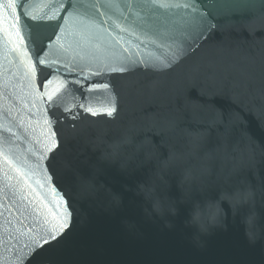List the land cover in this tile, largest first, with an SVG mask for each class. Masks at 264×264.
Instances as JSON below:
<instances>
[{
    "label": "water",
    "instance_id": "95a60500",
    "mask_svg": "<svg viewBox=\"0 0 264 264\" xmlns=\"http://www.w3.org/2000/svg\"><path fill=\"white\" fill-rule=\"evenodd\" d=\"M77 3L0 0V264H264L247 206L225 202L226 227L199 239L185 225L189 196L248 186L264 225V0H202L208 23L180 41L147 28L191 8ZM81 19L105 39L81 40ZM152 188L175 216L153 211ZM58 200L70 216L57 244Z\"/></svg>",
    "mask_w": 264,
    "mask_h": 264
},
{
    "label": "snow or ice",
    "instance_id": "6c2138e0",
    "mask_svg": "<svg viewBox=\"0 0 264 264\" xmlns=\"http://www.w3.org/2000/svg\"><path fill=\"white\" fill-rule=\"evenodd\" d=\"M197 3H202V0H192L191 3L185 2L183 4L176 3L175 0H140V4L143 7H151V8H171V7H180V8H191L193 14H186L179 17H167L161 21H159L156 25H149L147 28L148 32H151L156 39L165 41V40H183L187 34H189L191 31L201 27L202 25L208 23L207 19L201 15H199V10L196 8ZM14 6V4H13ZM23 7V5H21ZM92 8H95V5H91ZM64 12H78V3L77 0H66V4L62 9ZM97 15H100V13L97 11ZM25 15H28L25 13ZM84 15H87L85 13ZM30 19L35 20L36 17H30ZM62 19V17H61ZM107 21H102L101 25H97V28H102V24L106 23ZM79 36L81 40H83L86 44H92L93 41H102L105 39V37L101 34L100 31L93 32L91 30L90 25L87 23V21L81 19L79 21ZM119 27V25H117ZM122 32L127 31V29L121 28ZM104 33H109L108 29H103ZM110 34V33H109ZM147 34V32H146ZM119 43V41H117ZM151 43L155 44V40H151ZM94 47H99V44L93 45ZM161 49L163 48V44L159 46ZM37 62L39 64H45L46 62L43 59H40L37 57ZM107 71L109 73L111 72H124V68H108ZM92 76L95 77H101L103 76L102 72H95L91 73ZM108 77L104 76V79L102 81H96V82H90L89 87L87 89V92L93 93V92H100L103 90H107L109 88V83L104 82L107 81ZM48 83H51V81H48ZM75 83L79 84V81H75ZM81 89H83V85H81ZM47 99L49 102L53 100L52 95H48ZM78 108L84 109L86 112L91 113L92 115H96L97 113L90 107H85L83 104L77 105ZM66 111H71L70 109H66ZM106 114L108 116H111L113 114L114 109H107L105 110ZM45 123H48L46 121ZM56 146V142L53 141L52 147L47 148V151H52V148ZM19 171V169L17 170ZM55 191V190H53ZM56 212H52L51 209L49 210L51 212V215L53 217V220L50 221L51 228L48 229V235L51 237V240H55L57 244L60 242L57 237L58 235L68 227V219L70 216V212L64 208L63 203L58 200L56 203ZM44 244H49L50 248L53 247V245L50 244L49 240H44L43 237H41ZM40 251L37 252V255H40L41 252L46 251V249H43L42 246H37Z\"/></svg>",
    "mask_w": 264,
    "mask_h": 264
},
{
    "label": "clouds",
    "instance_id": "9594fccd",
    "mask_svg": "<svg viewBox=\"0 0 264 264\" xmlns=\"http://www.w3.org/2000/svg\"><path fill=\"white\" fill-rule=\"evenodd\" d=\"M149 194L153 197L152 209L157 215L167 213L175 216L178 213L175 206L167 205L163 199L155 195L154 188L149 190ZM256 201V191L250 186L237 188L233 191H221L215 199H191L189 196L190 208L185 225L194 228L196 230L194 238L199 239V236L208 235L215 228L226 227L224 223L226 212L223 207L225 202L233 209L234 215L241 207L247 206L248 211L242 217V222L245 225L246 236L250 242L255 243L256 239L264 232V225L261 224ZM165 226L171 228L173 225L171 221H166Z\"/></svg>",
    "mask_w": 264,
    "mask_h": 264
}]
</instances>
